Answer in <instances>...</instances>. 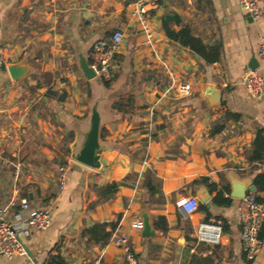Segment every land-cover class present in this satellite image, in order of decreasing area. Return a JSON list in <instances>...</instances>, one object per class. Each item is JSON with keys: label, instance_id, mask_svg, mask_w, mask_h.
<instances>
[{"label": "crops", "instance_id": "1", "mask_svg": "<svg viewBox=\"0 0 264 264\" xmlns=\"http://www.w3.org/2000/svg\"><path fill=\"white\" fill-rule=\"evenodd\" d=\"M131 1L0 0V208L15 212L27 198L53 214L48 228L31 230L27 254L1 256L0 264H50L52 256L91 264L102 250L106 264H125L115 231L129 234L137 264H264V228L261 250L247 258L240 198L231 196L264 172V163L248 159L255 131L264 127V94L252 97L242 83L250 65H260L264 0L256 17L239 0H159L148 13L153 49L142 44ZM168 12L180 18L174 29L190 26L220 49V59L209 63L171 39L162 26ZM116 29L125 37L108 86L86 78L80 60L89 63L93 43ZM169 72L191 83L192 92L165 94ZM210 85L220 92L218 104L209 105ZM120 98L123 111L113 108ZM93 110L100 116L98 167L75 158ZM62 165L68 171L60 189ZM114 181L118 192L92 206L98 188ZM212 184L217 190L229 185L230 206L213 203ZM201 187L212 195L209 222L222 226L218 243L198 240V226L207 222L200 208L186 215L177 205ZM143 209L153 236L131 226ZM115 220L104 245L82 235L95 223ZM160 221L167 229L157 228Z\"/></svg>", "mask_w": 264, "mask_h": 264}, {"label": "built area", "instance_id": "2", "mask_svg": "<svg viewBox=\"0 0 264 264\" xmlns=\"http://www.w3.org/2000/svg\"><path fill=\"white\" fill-rule=\"evenodd\" d=\"M159 0H132L130 5L133 14L143 34L142 44L154 47V35L149 25L148 13ZM240 6L253 17L260 11V0H239ZM125 33L122 29H116L110 36L97 39L90 52L89 64L95 69L97 75L103 80H111L115 74L117 56L121 52ZM259 67L249 69L242 77V83L247 93L252 97H261L264 94V41L258 48ZM4 57L0 55V63ZM170 81L164 93H176L188 95L192 92L191 83L178 80L171 72ZM4 149L0 148V157ZM68 168L65 165L59 167L58 184L60 189L65 187ZM177 205L186 215L199 210L200 199L197 196H184L178 199ZM240 222L242 225L241 239L246 257L254 259L263 246L260 231L264 225V199L260 200L254 192H248L239 202ZM53 214L50 208H34L27 198L21 199V207L10 212V206L0 208V257L13 258L15 255L27 254L26 239L32 229L43 230L52 223ZM132 228L142 230L143 222L140 216L134 218ZM222 226L215 222H201L196 236L199 241L218 243L221 238ZM116 244L124 250L125 264H137L138 259L130 236L126 232L114 234ZM91 264H106L103 259V250Z\"/></svg>", "mask_w": 264, "mask_h": 264}, {"label": "trees", "instance_id": "3", "mask_svg": "<svg viewBox=\"0 0 264 264\" xmlns=\"http://www.w3.org/2000/svg\"><path fill=\"white\" fill-rule=\"evenodd\" d=\"M173 23H180V18L178 15L174 12L166 13L162 18V26L171 39L179 42L183 46L190 48L191 50H194L209 63L218 61L220 59L221 53L219 48L206 45L200 37H197L192 33V28L190 26L185 25L177 30L171 26ZM103 81L106 85H110L111 80ZM124 107L125 106L123 105L121 98L117 100L113 106V108H116L119 111L125 110ZM248 159L250 162L264 163V127H258L256 129L254 138L251 142V147L248 152ZM202 180L207 181L208 179L203 178ZM254 184L256 186V191H254V193L257 195V198L260 200L264 199V172L256 175L254 178ZM210 187L212 190H217V187L214 184L210 185ZM118 190L119 185L115 181L99 187L98 199L92 203V206L99 202L110 199L118 192ZM229 193V185H223L221 189L217 190L216 195L213 197V203L222 207L230 206L233 199L230 197ZM259 193H263V196H260ZM200 209L206 214L205 220L209 222L210 218L212 217L209 204H202ZM117 225L118 220L95 223L92 226L86 228L82 235L87 236L88 240L90 241L104 245L109 241L112 232L116 229ZM108 226L110 227L109 230L107 228ZM156 226L158 229L165 230L167 229L168 224L166 221H160L156 223ZM260 236L263 237V231ZM50 264H64V261L61 260L59 256H52L50 259ZM190 264H192V259Z\"/></svg>", "mask_w": 264, "mask_h": 264}, {"label": "water", "instance_id": "4", "mask_svg": "<svg viewBox=\"0 0 264 264\" xmlns=\"http://www.w3.org/2000/svg\"><path fill=\"white\" fill-rule=\"evenodd\" d=\"M250 66H251V69H255L258 66V62H255L251 64ZM80 68L86 78L92 79L95 77H99L103 81V79L99 75H97L95 69L88 63L87 60L85 59L80 60ZM208 92L210 94L209 105H215V104L220 103V92L215 86L210 85L208 87ZM99 128H100V116L96 110H93L91 129L80 151L75 156L76 160H78L79 162L85 165L91 166V167L99 166V161H98L99 152H100ZM247 191H250V192L256 191L255 184L252 183L249 187H240V186L235 187L231 191V196L234 198L241 199L242 197L246 195ZM197 196L203 204L209 202L212 199V195L206 187L199 188L197 190ZM140 217L143 222L142 235L143 236L155 235L156 234L155 229L152 225V222L150 220V217L146 209H143L142 213L140 214Z\"/></svg>", "mask_w": 264, "mask_h": 264}]
</instances>
